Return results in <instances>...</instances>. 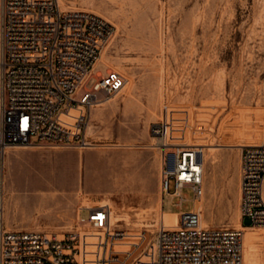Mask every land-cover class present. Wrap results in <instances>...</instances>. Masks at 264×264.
I'll return each instance as SVG.
<instances>
[{
  "label": "rangeland",
  "instance_id": "obj_1",
  "mask_svg": "<svg viewBox=\"0 0 264 264\" xmlns=\"http://www.w3.org/2000/svg\"><path fill=\"white\" fill-rule=\"evenodd\" d=\"M58 1L113 29L94 72L126 83L90 112L85 135L97 147L7 151L4 228L62 234L75 229L80 208L104 201L127 219L116 229L137 232L155 218L158 225L160 199L165 212L178 211L160 187L162 138L203 149L202 227L239 229L241 149L264 144V0ZM214 177L220 186L212 189ZM182 197L188 212L191 190ZM253 230L264 250V230Z\"/></svg>",
  "mask_w": 264,
  "mask_h": 264
},
{
  "label": "built area",
  "instance_id": "obj_2",
  "mask_svg": "<svg viewBox=\"0 0 264 264\" xmlns=\"http://www.w3.org/2000/svg\"><path fill=\"white\" fill-rule=\"evenodd\" d=\"M112 36L103 19L63 9L58 0H0V264H243V229L199 224L194 206L204 192V168L195 146L163 151L160 187L178 210L174 226L160 221L128 235L113 227L103 205L80 208L75 229L62 234L4 228L8 150L97 147L85 135L90 112L126 83L116 73L95 76ZM185 188L192 192L188 212ZM239 210L242 224L249 220L245 227L264 230V144L241 149Z\"/></svg>",
  "mask_w": 264,
  "mask_h": 264
},
{
  "label": "bare ground",
  "instance_id": "obj_3",
  "mask_svg": "<svg viewBox=\"0 0 264 264\" xmlns=\"http://www.w3.org/2000/svg\"><path fill=\"white\" fill-rule=\"evenodd\" d=\"M102 55H101V58L104 56V53L102 52L101 53ZM112 97V96H111ZM105 103H108L109 101H110V96H108V97H106L105 98ZM104 103V104H105ZM96 113V112H95ZM95 113H93V116H94V114ZM99 115V114H98ZM100 116V115H99ZM98 117V116H97ZM93 119V118H92ZM90 126L91 125H89L88 124V127H87V129L88 128H90ZM174 132L173 131H171V130H169L168 131V134H167V136H168V138H170V136L172 135V136H174ZM159 140V142H158V145L159 146H166L165 147V149L166 150H172V149H175L177 146H191V145H180V144H166V143H164L163 141H162V138H159L158 139ZM236 145V144H235ZM241 145V144H240ZM198 149H200V148H198ZM200 152H201V154H202V164H203V166H204V162H205V157H204V154H203V149H200ZM205 153V152H204ZM107 157V156H106ZM108 158V157H107ZM104 159V158H103ZM111 159V158H110ZM207 162V161H206ZM108 164V163H107ZM110 166V165H109ZM112 166V165H111ZM109 168V167H108ZM4 169H5V167H4ZM106 174V173H105ZM110 177V176H109ZM109 182V181H108ZM107 181H106V183H108ZM102 187H105V184H103L102 183ZM38 192V191H37ZM71 195V194H70ZM62 196H64V195H62ZM66 196H68V195H66ZM12 198V197H11ZM61 198V197H60ZM69 198H71V197H69ZM13 199V198H12ZM108 199V198H107ZM153 199H155V198H153ZM56 200H58V199H56ZM62 200H63V198H62ZM71 200V199H70ZM15 201H17V200H15ZM19 201V200H18ZM21 201V200H20ZM64 201H65V199H64ZM67 201V200H66ZM110 201V200H109ZM14 202V201H13ZM197 202H199V201H197ZM196 202V203H197ZM16 203V202H15ZM22 203V202H21ZM156 203H158V200H157V202ZM195 203V206H194V211H196V212H198L199 213V215H200V221H199V224H200V226H202V225H204V223H203V221H202V214H201V212H203V211H206V210H204V208L202 207V204L201 203H198V204H196ZM9 204V203H8ZM7 204V205H8ZM10 204H11V202H10ZM20 204V203H19ZM18 204V205H19ZM28 204V203H27ZM60 203H58V205H59ZM154 204V203H153ZM161 204H162V200L160 199V201H159V203H158V209H157V212H158V215L160 214V217H161V222H163L164 223V225L165 226H174V225H176L177 224V220H178V216H177V214H167V213H164L162 210H161ZM55 205V204H54ZM57 205V204H56ZM63 205H65V203L63 204ZM103 205H109L110 206V209H111V224L112 225H114V224H116V223H118V222H120V221H122V219L124 218L123 217V215L117 210V209H115L113 206H112V203H111V205H110V202H106V201H104V202H99V204H95L94 206H103ZM11 206H13V205H11ZM87 206L88 207H91L92 205L90 204V203H87ZM154 206V205H153ZM17 207V206H16ZM22 207V206H21ZM27 207V206H26ZM29 208H30V206H28ZM57 207H59V206H57ZM9 208V207H8ZM14 208V207H13ZM32 208V207H31ZM12 209V208H11ZM16 209V208H15ZM14 209V210H15ZM23 209V208H22ZM26 209V208H25ZM58 209V208H57ZM56 209V210H57ZM13 210V211H14ZM27 210H28V208H27ZM31 210V209H30ZM29 210V211H30ZM155 210V209H154ZM23 211V210H22ZM28 211V212H29ZM32 211V210H31ZM60 211V210H59ZM10 212V211H9ZM12 212V211H11ZM15 213H16V211H15ZM19 213V212H18ZM7 214H8V212H7ZM5 215V214H4ZM9 215H11V214H9ZM20 215H22V214H20ZM14 216V215H13ZM25 216V215H24ZM8 217V216H7ZM204 218V217H203ZM9 219H10V216H9ZM126 221H127V219L126 218H124ZM11 220V219H10ZM13 221V220H12ZM11 222V221H10ZM141 225H142V223L141 222H136V224H134V227H137V228H139V227H141ZM8 226H9V224H8ZM143 226L144 227H155V226H157V219L155 218L154 220H153V222H149V223H145V224H143ZM205 226H208V225H205ZM238 226H239V229H243V264H264V250H261V244H259V242H260V239H261V237H260V234L258 233H256L253 229H250V228H248V227H243L242 226V224L240 223V221H239V224H238ZM138 233L137 232H129V234L128 235H137ZM132 241H134L135 239H131Z\"/></svg>",
  "mask_w": 264,
  "mask_h": 264
},
{
  "label": "crops",
  "instance_id": "obj_4",
  "mask_svg": "<svg viewBox=\"0 0 264 264\" xmlns=\"http://www.w3.org/2000/svg\"><path fill=\"white\" fill-rule=\"evenodd\" d=\"M220 184H219V179H217L216 177L213 178V183L211 184V188L214 189V188H219ZM161 209L163 210V201H162V204H161ZM164 213H167V214H176L177 212H165L163 210Z\"/></svg>",
  "mask_w": 264,
  "mask_h": 264
}]
</instances>
